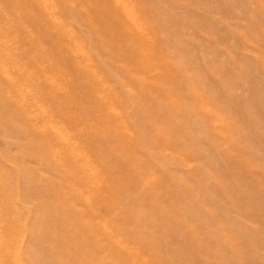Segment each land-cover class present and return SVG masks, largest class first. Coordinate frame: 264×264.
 I'll return each instance as SVG.
<instances>
[{"label":"rangeland","instance_id":"1","mask_svg":"<svg viewBox=\"0 0 264 264\" xmlns=\"http://www.w3.org/2000/svg\"><path fill=\"white\" fill-rule=\"evenodd\" d=\"M124 1L134 27L115 12L121 30L96 13L98 0H40L48 12L0 0V240L17 241L22 264H55L42 246H76L74 217L56 200L65 161L50 159L31 127L55 126L73 145L72 130L91 127L105 140L82 148L118 200L96 217L76 209L104 225L109 246H128L133 264H264V0ZM13 7L34 9L32 22ZM44 14L59 25L45 26ZM42 53L50 57L34 66ZM117 254L105 263L127 264Z\"/></svg>","mask_w":264,"mask_h":264},{"label":"bare ground","instance_id":"2","mask_svg":"<svg viewBox=\"0 0 264 264\" xmlns=\"http://www.w3.org/2000/svg\"><path fill=\"white\" fill-rule=\"evenodd\" d=\"M35 1L37 3V4L36 3L35 4L39 6L41 12H42L41 8L43 9L44 12H48L46 8L42 7L43 3L42 2L39 3L40 0H35ZM98 1L100 4H98L96 13L98 15H100L101 18L102 17H103V19H105L106 17L111 18L112 22L113 23L115 22V26L122 30L121 26L116 23V17L114 18L112 15L115 12L119 13L121 11L125 14V17L127 19H129L130 25L134 27L133 19L131 17V15L133 16V14H131L132 12L130 13L129 9H128V12L123 11V9L128 7V5H129L128 2H126L124 0H102V1L98 0ZM13 8H17L14 10V12L17 15H19V14L21 15V13H22L24 20H28L29 22H32V14L34 15L36 13V11L34 9L29 13L28 10L21 11L20 7L19 8L13 7ZM44 16L45 17L43 18V23L45 24V26L52 24L51 23L52 18L56 22V18H54L52 16H49L50 18H48V16L45 14H44ZM87 16H89V14H87ZM1 20H2V18H1ZM33 22H36V21H33ZM56 23H57V25H59L58 21ZM60 24L62 25V23H60ZM136 28H138V25ZM120 29H116V30H120ZM64 31H65V28H64ZM119 33L120 32L115 31L114 35L119 34ZM33 44H34V40L30 41L25 46L23 45V47L26 48L27 46H31ZM73 49H74V47H73ZM61 52L63 53V51H61ZM66 52L69 55V58H70V56H72V59H73L72 61L74 63L72 65V66H74L73 69L75 71L82 69L83 66H81L79 63H76L78 61V58H76L75 55L72 54V52H70L69 50H66ZM65 55H66V53H65ZM76 55H77V53H76ZM25 57H26V55H25ZM49 57H50V55H48L46 53H42L41 55L36 56L34 60H32V64L34 66H36V65L39 66V65H41L40 62L42 61L41 60L42 58L47 59ZM43 70L44 69H42V71ZM45 72L47 73V71H45ZM6 75H7V73H6ZM52 77H53V75H52V71H51V75H50L49 79H53ZM6 78H8V77H6ZM39 79H40V77H39ZM36 82H38L39 87H40V91L37 90L38 93H42L43 91H49L50 85H48L49 86L48 87L45 85V83H42V81H40V80H34L33 85L36 86ZM86 82H84V86L89 87L90 85L89 86H87V85L91 81L89 83H88V81H86ZM43 84H44V86H42ZM58 92L59 91H56V94L59 97L60 92L59 93ZM98 92H95L94 98H96L97 96H100V93H98ZM42 96H44V94ZM19 99L22 101V104H23V100L25 101V99H27V98L25 97V99H23V95H21L19 98L17 97L18 101H19ZM17 103L18 102L16 101L15 105H17ZM120 103L121 102H119V104ZM11 108L13 109L15 116H17V118L19 119V122L23 123L25 121V123H26V121H27L28 122L27 124H32L31 118H25L24 116H22L21 111L20 112L16 111L15 107H13V106ZM103 108L104 107H102V109ZM16 113H19V114H16ZM47 113L50 114L49 110L47 111ZM43 115H46V113ZM43 115L39 114V116H42V117H43ZM61 117H63V119H65L64 115H62V114H61ZM116 117H118V114L114 115V119ZM43 119H45V118L44 117L43 118L37 117L35 122L38 124V123H40V120H43ZM59 122H60V120H59ZM73 123H76V122L74 121ZM53 128L56 129L55 126H53ZM53 128L45 129L42 134H39L35 131V129H37L36 126L33 125L31 127V133L35 139H37L39 141L41 140L42 144L39 143V145L41 144V146L43 148L47 149V151L49 152L50 159L54 160L55 163L59 162L60 160L65 161V164L62 166L63 167L65 166L63 168V170H65L64 172L69 174V176L67 177L68 185H65V184H64L65 186L63 185V188L61 189L60 193L57 194L58 196L56 197V200L58 202H63V205L66 208H68V211L71 213L70 217H69V214L67 213L65 218H67L69 220L70 218L74 217L72 219V221H75V224H76L74 227V233L76 235H78V238H76L78 243H76V246L75 245L73 247L69 246L70 247L69 249L68 248L61 249L60 247H58L57 249L56 248H45V246L44 247L42 246L41 247L42 252L44 253L46 250L48 252V254L52 257L50 259L55 264H62L63 261H65L64 259L71 258V255L75 256V254L77 256L80 255L82 257H86V259L91 258V260L94 261L93 264H106L105 263L106 260L104 259V255L110 253V251H111V253L112 252H114L116 254L118 253L122 257L124 255V257L127 258V260L125 259L127 261V264H133V261H136V259H134V258H136L135 254H137V253H135L131 250H128L126 248L128 246L122 247L121 246L122 244L120 245V248L118 246H115V243H117V242H115V240H114V242H115L114 246H111V245L109 246V244L107 242H105V239H104V237L107 236V234L105 232L104 225L103 224L102 225L95 224L94 226L91 227V226L86 224L87 222L85 223V220L83 223L82 222V219H84L83 215L86 212H80V211H77V209H76L77 205L81 202L88 209L89 216L90 217H94V216L96 217L97 213H95V215H94V212H93L94 210L101 213L100 211H105V210L108 211V210H111V207L114 208V206L111 205V200H116L118 197V194L113 187L114 184H112L110 182L108 183V179L106 176V170L100 168L99 166H95L93 163H91L89 156H88V152H86L85 148L84 149L82 148V147H86L88 149V147L90 145H92L93 147H97V145H98L97 142L100 143L101 139L103 141L105 140L103 135L100 136L99 138L94 136V134L96 133L97 130L93 129L91 127H89V128H81V127L76 128L74 131L72 130V133H73L72 136L75 137L74 140L78 139V143L76 140V142L73 145L72 142L69 143L66 141V139H64V136H62V133H61V136L59 138L57 130H54ZM58 128H59V126H58ZM105 134H104V136H106ZM56 137L59 138L61 142L59 141L56 143V139H57ZM129 141H130V139H129ZM54 145H55V148L53 147ZM81 149L85 150V152H83ZM66 166L68 167L67 169H66ZM82 187H86L87 191H88V189H90L91 190L90 194L87 196H85V194L79 195L80 194L79 190ZM127 188L128 187H126V189ZM63 190L65 192H63ZM115 193L117 194V196ZM76 216H78V218L80 220H77ZM97 219L98 218H96V220ZM68 220L65 219L64 221L67 222ZM107 238H108L107 241L109 242V238H111V237H107ZM55 239H57V238H55ZM0 242H1V244H2V242H6V244L3 243V246L5 245L3 247V249H4L3 252L0 253V264H22V260L20 259L21 258V251L18 249L19 246L17 244V241L16 240L5 241V239H1ZM66 242H69V240H67ZM66 242H64L63 239L60 240L61 246H63V244L65 245ZM122 242H120V243H122ZM61 253H62V255L60 257H56L57 255H59ZM71 253H73V254H71ZM9 254H13L14 256L10 257V259H7ZM118 254L116 256H119ZM65 255H67V256L62 258ZM136 256H138V258H140L139 255H136ZM142 264H143V260H142Z\"/></svg>","mask_w":264,"mask_h":264}]
</instances>
